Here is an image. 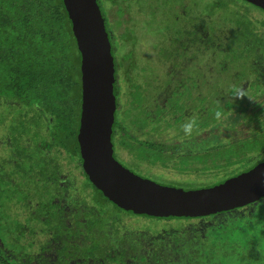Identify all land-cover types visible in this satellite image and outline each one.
Here are the masks:
<instances>
[{
  "label": "trees",
  "instance_id": "obj_1",
  "mask_svg": "<svg viewBox=\"0 0 264 264\" xmlns=\"http://www.w3.org/2000/svg\"><path fill=\"white\" fill-rule=\"evenodd\" d=\"M242 3L264 14L262 9L243 0ZM97 5L102 14L99 3ZM241 11L242 22H245L248 10L245 7ZM255 31L261 36V32ZM226 35L216 37L215 48L210 51L214 58L217 57L216 47H223L221 37L225 38ZM253 39L264 44L261 38ZM236 40L237 45L224 54L225 58L218 64V68L211 72L209 83L202 90L192 86L195 87V94L201 91L196 99H202L197 104L200 110L210 108L206 114L211 116V120L202 118L201 123L197 122V128L193 125L191 136H186L183 126L178 125L182 121L180 116L176 122V129L180 133H175L172 118L176 112L166 113L169 109L158 104L152 110L138 104L132 95L137 90L134 88L127 102L130 116H115L111 136L113 155L119 163L131 171L137 165L144 164L147 166L144 170L157 175V165L163 163L167 165L166 177L171 183L177 174H183L182 171L189 174L194 169H206L209 172L207 175L216 176L214 183H218L219 180L240 173L237 169L240 159L251 165L264 160V117L254 119L248 113L247 121L261 125L262 130L248 138L241 135L231 141L230 137L221 139L218 134L219 126L225 129L235 127L238 122L233 121L247 112L245 108L250 104L246 98L235 106L226 101L219 103L215 97L216 94L224 95L221 94L223 91L217 75H228L230 64L241 68L232 74L234 81L237 80L235 87L243 86L249 98H259L256 104L264 108V45L255 49L258 52L252 53L244 34H240ZM232 51L235 52L231 56ZM79 68L74 34L61 0H0V98L41 112L49 139L61 147L66 146L68 152L77 157ZM188 80L192 85L196 84L193 77ZM183 88L190 89L187 86ZM249 89H252V93ZM184 95L188 100L191 99L189 90ZM233 109L239 111L235 113ZM217 110L223 113L219 120L215 117ZM228 111L231 117L225 118ZM233 115L237 118L234 119ZM168 130L174 132L175 139L176 136L180 137V141L183 140L185 144L194 143L195 135L203 130L201 137L197 138L199 147L191 150L194 152L181 155L177 145L166 149L159 144L140 141V138L154 139L151 136L158 137L159 141H171L173 136L170 139L160 138L167 135ZM133 133L137 134L133 136ZM124 153L134 163L124 157ZM176 159H181V167L175 165ZM77 161L78 166H81L80 158ZM206 164L210 166L206 167ZM197 165L202 167L198 168ZM13 173L5 175L11 176ZM3 176L0 177V183ZM40 182H37L39 189L35 188L32 195L36 205L29 213L26 209L11 207L8 201L1 199L0 191V264H126L128 261L129 264H149L150 261L145 260L143 253H139V244L145 239L144 234L148 235L155 247H151L150 260H155L164 248H172L171 252L180 255L188 244L193 245L194 242L205 249L199 253L203 258L200 256L195 264H264V197L246 206L207 216L153 218L133 214L113 205L92 186L82 170H77L73 179L64 180L63 185H60L57 174L51 175L49 183L42 178ZM179 185L181 189L191 188L184 183ZM23 187L22 192L25 191ZM65 197L71 200V205H67ZM23 213H27L25 218L21 216ZM124 215L143 217L150 222L144 230L136 228L139 233L134 243H130L132 237L123 234L126 232L134 235V232L130 233L129 229L123 228L128 223L122 219ZM48 230L51 231L49 235L46 234ZM51 252L53 256L46 255Z\"/></svg>",
  "mask_w": 264,
  "mask_h": 264
},
{
  "label": "rangeland",
  "instance_id": "obj_2",
  "mask_svg": "<svg viewBox=\"0 0 264 264\" xmlns=\"http://www.w3.org/2000/svg\"><path fill=\"white\" fill-rule=\"evenodd\" d=\"M97 3H99L105 19V27L109 34L114 58V89L116 88L117 93L115 116H130V107L127 102L130 99V93L134 91V88H137L132 95L141 106L146 109L148 106V109L152 110L154 105L158 104L164 109H169V112L166 113H177L172 118L175 133H180L176 129L179 116L182 121L178 125L181 126L193 118L199 123L202 118L206 121L211 120V116L206 114L210 108L205 107L200 110L199 104H197L202 99H196L201 91H197L195 94L193 90L195 87L196 90H202V87L209 83L211 72L218 68V64L225 58L224 54L237 45L236 38L240 34H244L248 39L249 49L252 53L258 52L255 49L264 45L253 39L257 37L264 41V14L256 8L246 6L242 0H116L115 2L113 0H97ZM245 7L248 12H246V21L242 22L241 9ZM255 30L261 32V36L257 35ZM222 34L227 35L225 38L221 37L220 42L223 47H216L217 57L214 58L210 51L215 48L216 37ZM234 52L230 53L231 56ZM238 70L241 68L230 64L228 75L223 73L217 75L218 84L223 91L221 94H224L223 96L215 95L219 103L226 101L227 104L239 105L240 100L234 102L231 100V87L236 86L237 82V80L234 81L232 74ZM192 77L195 85H192L188 80ZM243 85L247 86L246 83ZM183 86L190 87V89L183 88ZM192 86L195 87L192 88ZM186 90L191 93L190 100L184 95ZM249 91L252 93V89ZM73 96L75 95L73 94ZM76 98L78 99L77 90ZM246 99L250 104L245 108L247 112L240 116L241 118L238 117L237 121H233L234 123L238 122L237 125L232 129L219 126L218 134L221 139L230 137L233 141L241 135L248 138L262 131L261 125L249 123L247 116L249 113L250 117L261 119L264 117V108H259V104H256L259 98L246 97ZM245 102L247 103V101ZM175 103L176 106H173ZM172 106L173 108H171ZM229 112L224 115L225 118L231 117ZM233 112L237 113L234 109ZM235 116L233 115L234 119L237 118ZM43 120V114L36 109L25 108L24 105L0 98V177L4 174V179L0 183L1 199L8 201L11 207L26 209L28 213L36 205L32 195L35 188L39 189L38 183H41V178L49 183L51 175L57 174L60 185H63L64 180L73 179V176L77 175V170H82L81 166H78L77 159L79 157L69 153L66 146L61 147L49 139L50 136ZM202 133L203 130L199 131L195 135L194 143L189 144L183 143V140L180 141V137L176 136L175 139L174 132H170V130L167 135L160 138L170 139L173 136L174 139L171 141H159L158 137L154 136L150 137L154 139L140 138V141L159 144L166 149H170L171 145H177V149L185 154L194 152L191 150L199 147L200 143L197 138L201 137ZM136 134L133 133V136ZM199 151L202 150L199 149ZM124 157L133 162L127 153H124ZM118 159L122 160V158ZM180 160L176 159V166L181 167L182 161ZM157 166L158 175L144 170L147 167L144 164L137 165L136 169H132L135 173L162 184L180 188L179 184L184 183L186 187H191L189 190L217 183H214L217 177H209L207 175L209 172L206 169H194V172H189V174H184L182 171L183 174H177L174 182L171 183L166 177L165 167L167 165L161 163ZM205 166L208 167L210 164ZM252 166L245 161L241 162L240 159L237 169H239L238 172H242ZM197 167L201 168L202 166L197 165ZM12 171L14 173L11 176L5 175ZM220 181L222 180L218 182ZM22 185L25 187H23L24 192H22ZM64 201L67 205L72 204L71 200L66 197ZM75 201L77 202V200ZM17 211L21 210L17 209ZM70 212H73L72 207ZM26 215L27 213H23L21 216L25 218ZM122 219L128 222L123 228L129 229L130 233L134 232V235L123 232L126 237H132L130 243H134L139 233L138 230V233L136 232V228L144 230L150 224L143 217L124 215ZM194 223L200 222L194 221ZM50 232L48 230L46 234L49 235ZM144 237L142 244H139V253H143L145 260L150 261L149 264H195V261H198L201 256L199 253L205 250L199 246V243L196 245L193 242V245L188 244L180 255L171 252L172 248H164L155 260H150L151 247L154 246L147 234H144ZM46 255L53 256L54 254L51 252ZM201 258L203 257L201 256ZM207 258L208 256L205 257V259ZM129 263L130 261L126 264Z\"/></svg>",
  "mask_w": 264,
  "mask_h": 264
},
{
  "label": "water",
  "instance_id": "obj_3",
  "mask_svg": "<svg viewBox=\"0 0 264 264\" xmlns=\"http://www.w3.org/2000/svg\"><path fill=\"white\" fill-rule=\"evenodd\" d=\"M264 11V0H243ZM80 61L77 143L88 181L109 202L153 218H189L231 211L264 197V160L211 186L183 190L144 178L119 163L111 136L115 77L111 44L96 0H61Z\"/></svg>",
  "mask_w": 264,
  "mask_h": 264
},
{
  "label": "clouds",
  "instance_id": "obj_4",
  "mask_svg": "<svg viewBox=\"0 0 264 264\" xmlns=\"http://www.w3.org/2000/svg\"><path fill=\"white\" fill-rule=\"evenodd\" d=\"M103 17V16H102ZM104 19V18H103ZM106 29V28H105ZM110 41V40H109ZM111 54H112V51H111ZM113 57V56H112ZM114 62V60H113ZM114 77H115V73H114ZM115 84V83H114ZM81 91V90H80ZM249 98L248 96V92L247 90L243 87V86H240V87H233L232 88V95H231V100L232 102L236 101V100H243L244 98ZM223 113L222 111L220 110H217L216 113H215V117L217 120L221 119ZM193 125L196 126V128L198 127L197 125V121L193 118V119H190L188 122H186L184 125H183V131L185 133L186 136H191L193 134ZM115 158V157H114ZM82 169V168H81ZM134 172V171H133ZM140 175V174H138ZM142 176V175H140ZM144 177V176H142ZM144 178H147V177H144ZM150 179V178H148ZM165 185H168V184H165Z\"/></svg>",
  "mask_w": 264,
  "mask_h": 264
},
{
  "label": "flooded vegetation",
  "instance_id": "obj_5",
  "mask_svg": "<svg viewBox=\"0 0 264 264\" xmlns=\"http://www.w3.org/2000/svg\"><path fill=\"white\" fill-rule=\"evenodd\" d=\"M143 134L145 135V133H143ZM171 137H172V136H171ZM173 139H174V138H173ZM180 154L182 155V154H184V153L182 152V153H180Z\"/></svg>",
  "mask_w": 264,
  "mask_h": 264
}]
</instances>
